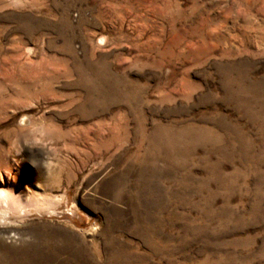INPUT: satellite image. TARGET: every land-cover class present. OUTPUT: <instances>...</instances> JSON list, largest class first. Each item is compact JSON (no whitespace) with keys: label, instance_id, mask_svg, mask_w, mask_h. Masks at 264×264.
I'll return each instance as SVG.
<instances>
[{"label":"rangeland","instance_id":"374dc122","mask_svg":"<svg viewBox=\"0 0 264 264\" xmlns=\"http://www.w3.org/2000/svg\"><path fill=\"white\" fill-rule=\"evenodd\" d=\"M0 191V264H264V0H0Z\"/></svg>","mask_w":264,"mask_h":264},{"label":"bare ground","instance_id":"6f19581e","mask_svg":"<svg viewBox=\"0 0 264 264\" xmlns=\"http://www.w3.org/2000/svg\"><path fill=\"white\" fill-rule=\"evenodd\" d=\"M6 192L5 191H0V201L3 199V197L5 198ZM8 197V194H7Z\"/></svg>","mask_w":264,"mask_h":264}]
</instances>
